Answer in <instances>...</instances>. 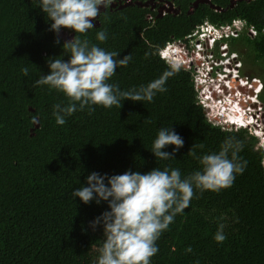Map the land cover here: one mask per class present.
<instances>
[{"label":"trees","instance_id":"1","mask_svg":"<svg viewBox=\"0 0 264 264\" xmlns=\"http://www.w3.org/2000/svg\"><path fill=\"white\" fill-rule=\"evenodd\" d=\"M135 1L100 9L96 28L87 33L93 44L120 53L119 58L132 55L110 81L121 89L146 85L168 70L159 49L171 35L182 37L204 19L219 24L242 18L254 26V38L241 32L230 45L241 52L246 72L264 81V0H236L233 5L231 0H210L215 8L205 1L173 0L179 13L162 16ZM38 5L39 0H0V264H93L103 229L93 231L90 222L108 206L84 204L71 195L87 186L90 173H146L171 166L187 175L199 168L187 155L193 144L205 145L198 154L215 151L229 135L244 141L240 156L248 161L246 170L229 189L197 192L200 198H193L157 241L152 264H264V168L256 137L246 129L224 130L209 122L192 75L183 69L151 103L97 106L92 115L77 111L57 125L53 106L67 99L35 81L49 74L47 57L70 58L62 46L76 33L62 29L56 44L51 21ZM103 29L109 38L101 43L96 33ZM146 52L151 54L147 59ZM25 66L27 77L21 73ZM235 111L227 114L237 117ZM162 126H171L184 140L174 160H156L150 151ZM220 223L227 237L223 243L213 238ZM189 246L192 252L185 251Z\"/></svg>","mask_w":264,"mask_h":264},{"label":"clouds","instance_id":"2","mask_svg":"<svg viewBox=\"0 0 264 264\" xmlns=\"http://www.w3.org/2000/svg\"><path fill=\"white\" fill-rule=\"evenodd\" d=\"M129 1L131 0H39L38 7L47 20L51 21L49 31L56 34V44H60L62 29L76 33L62 46L64 53L70 58L64 60L62 56L47 57L49 74H41L35 81L36 86H48L50 90L63 94L67 99L66 104L57 103L53 106L56 124L63 126L66 118L77 111L87 110L88 114L92 115L97 106L105 109L113 107L120 109L125 100L153 102L158 93L168 91L167 81L182 69L183 58L179 56L181 47L178 39L194 32L197 25H204V22H207L209 29L213 31L212 34L206 32L205 35H201L198 29L191 37H185L182 42L187 52L186 56L192 57L191 60L189 59L190 67L183 70L189 71L192 75L197 101L203 107L207 120L211 122L206 114L209 112L216 118L215 124L211 122L213 125L220 126L224 130H237L224 128L223 125L229 123V117L227 114L219 115L215 109L217 105L215 97L223 94L217 90L218 85L219 89L228 85L215 76L225 67L228 70V79L232 78L235 82L238 77L236 75V63H238L239 74L259 77L264 88L262 77L244 72L241 52L232 49L230 45L232 38L239 37L241 32H248L246 30L252 25H248L242 18H235L228 23H222L223 26H229L228 29L223 30L219 28L221 24L203 21L182 37L171 35L158 51L159 57L168 64V70L146 85L125 90L121 89L118 82L110 81L118 67L128 66L132 61V55L129 53L119 58L120 53L93 44L87 38V33L96 28L94 21L100 16V9L106 10L113 3H115L113 6L118 4L123 6ZM156 14L162 16L157 11ZM124 19L126 20V17ZM230 30L237 33L232 34ZM62 35L66 39L71 38L66 32H62ZM108 38L107 29L96 33V40L101 43L107 42ZM167 46L173 48V51L168 50ZM174 53L178 56H172ZM198 53L200 57L197 56ZM209 53H213L217 58V64H213L211 69H207L205 64L210 61L207 56ZM150 55L146 52L145 58ZM201 61L203 64L200 63ZM21 73L27 77L29 67H22ZM194 77L197 78V82ZM211 84L213 90L209 89ZM196 85L201 90H197ZM224 100L226 102L228 98ZM145 122L151 123L150 120ZM169 145L175 146L171 152L164 150ZM183 146V138L171 126H162L157 131L150 151L156 160L168 161L174 160L176 153ZM261 147H264V142ZM204 148L203 143L193 144L187 153L199 164L197 170L187 175L182 174L179 168L171 166L156 167L146 173L129 169L123 174L111 176L92 172L86 177L87 186L81 185L72 191V197H79L84 204L95 201L97 205L106 202L108 206V210L90 222L93 231L98 227L103 229L98 256L93 264H152V258L159 252L157 241L169 230L175 217L190 207L192 199L200 198L197 192L202 195L205 191L219 193L229 189L233 186L236 177L242 175L247 168L248 161L240 156L244 141L234 135L226 136L218 150L198 154L197 149ZM224 228L223 223L218 225L213 237L217 243H223L227 239ZM185 251L192 252V248L189 246Z\"/></svg>","mask_w":264,"mask_h":264},{"label":"built area","instance_id":"3","mask_svg":"<svg viewBox=\"0 0 264 264\" xmlns=\"http://www.w3.org/2000/svg\"><path fill=\"white\" fill-rule=\"evenodd\" d=\"M152 1V0H151ZM157 1V0H154ZM158 2H162L161 5H159L158 12L161 15H164L165 13H172L175 14L177 11V8L175 7V4L173 0H158ZM148 18H151V16H148ZM205 24H200L197 25L194 29V32H196L199 29V32L201 35H205L206 32L212 34L213 31L209 29V26L207 25V22H204ZM210 26L215 29L211 24ZM219 28L225 30L228 29L229 26L223 24L219 25ZM248 32L247 35L254 36L256 34V30L254 27L249 26L248 29L246 30ZM264 32V28L262 29ZM192 32L191 34H188L185 37L189 38L191 35L194 33ZM230 33L236 34L234 30H230ZM213 37L211 36V39ZM178 42L180 44V49L179 51L181 52V56L183 58V66L182 69H186L190 67V60L192 59L191 56H186V51L183 48L182 40L178 39ZM168 48V46H167ZM203 48V47H202ZM170 50L173 51V48H170ZM225 55L226 53H222ZM172 56H178L177 53L172 54ZM171 56V57H172ZM197 56L200 57L199 53ZM207 56L210 58V61L205 62L206 68L211 69L213 64H217L216 59L213 55V53L207 54ZM190 59V60H189ZM167 60V59H166ZM224 61H226L224 59ZM203 64V61L200 62ZM233 63V60H232ZM239 64L236 63V75L238 76L236 78V85L233 86V89L231 91L226 93L224 95L223 89H219V85L217 87V90H219V93H223L222 96H217L215 97V101L217 104L215 106V109L219 115L225 114L224 107L222 106L223 101L225 102L224 98H229L228 100H232L231 103L237 104L238 108H236L235 112L237 113V117L234 120L229 119V123L224 124V128H244L247 129L249 133L253 134L254 136L257 135L260 138V143L256 142V148H259L262 151V165L264 168V147H261L262 142H264V101L259 99V95L263 93L264 88H263V82L262 80L257 77V76H250L247 74H239L238 70ZM223 71H218L217 75L215 76L216 79L222 80L225 84H228L229 81H232L233 79L230 78V80L227 77V69L225 67L222 68ZM205 75V73L203 74ZM204 77V76H203ZM202 79V78H201ZM195 82H197V78L194 77ZM201 80H199L200 82ZM244 81V83H242ZM241 84L242 90H240L239 85ZM229 87V85H227ZM231 88V87H230ZM242 101H244L242 103ZM236 102V103H235ZM230 103V104H231ZM229 106V105H228ZM208 119L215 124L216 123V118L214 115L210 114L208 115ZM262 148V149H261Z\"/></svg>","mask_w":264,"mask_h":264},{"label":"flooded vegetation","instance_id":"4","mask_svg":"<svg viewBox=\"0 0 264 264\" xmlns=\"http://www.w3.org/2000/svg\"><path fill=\"white\" fill-rule=\"evenodd\" d=\"M233 1H236V0H233ZM143 2H145L146 4H147V6L149 7V9L150 10H152V11H158V8H159V4H161L162 2H158V0L157 1H154V0H143ZM209 4L210 5H212L211 4V1L209 0ZM213 7L215 6L214 4L212 5ZM215 8V7H214ZM168 13H170V12H168ZM159 14V13H158ZM159 15H161V14H159ZM255 36V35H254ZM254 36H251L252 38H254ZM211 88V89H210ZM210 90H213V85L211 84L210 85ZM231 89H233V88H230V87H228V86H225L224 85V95L226 94V93H229L230 91H231ZM232 92V91H231ZM233 93V92H232ZM259 99H261L262 101H264L263 100V98H264V94L263 93H261L260 95H259V97H258ZM244 101H242V103H243Z\"/></svg>","mask_w":264,"mask_h":264},{"label":"bare ground","instance_id":"5","mask_svg":"<svg viewBox=\"0 0 264 264\" xmlns=\"http://www.w3.org/2000/svg\"><path fill=\"white\" fill-rule=\"evenodd\" d=\"M228 85H229V87H230V82L228 83ZM208 87H209V85H207ZM211 89V88H210ZM208 93V92H207ZM229 99V98H228ZM232 102V100H228V102H223L222 103V106L224 107V109H225V107L228 109V110H224L225 112V114H227V111H229V110H235L236 108H238V105L237 104H233V103H231ZM225 103H227L226 104V106H224V104ZM231 103V104H230ZM229 105V106H228ZM234 105V107H232ZM231 112V111H230ZM228 115V114H227ZM227 117H229V119H231V120H234L236 117H234V116H231V115H229V116H227Z\"/></svg>","mask_w":264,"mask_h":264},{"label":"rangeland","instance_id":"6","mask_svg":"<svg viewBox=\"0 0 264 264\" xmlns=\"http://www.w3.org/2000/svg\"><path fill=\"white\" fill-rule=\"evenodd\" d=\"M116 1H118V0H116ZM140 1H143V0H140ZM159 5H161V4H159ZM155 12H156V10H155ZM157 13H159L158 11H157ZM180 40H182V41H184L185 40V38L183 37V38H181ZM243 66H244V64H243ZM243 69H245V66H244V68ZM244 72H246V70L244 71ZM242 83H244V82H242ZM241 86V85H240ZM231 88H233V86H230ZM196 88H197V90L198 89H200L197 85H196ZM240 88V87H239ZM201 90V89H200ZM199 90V91H200ZM240 90H242V89H240ZM263 94H264V91H263ZM263 100H264V98H263ZM232 107H234V105L232 106ZM208 111V110H207ZM206 114L207 115H209V112H206ZM237 114V113H236ZM227 116V115H226ZM229 116V115H228ZM255 137H256V140H257V142H258V144L260 143V138L257 136V135H255ZM262 149V148H261Z\"/></svg>","mask_w":264,"mask_h":264},{"label":"crops","instance_id":"7","mask_svg":"<svg viewBox=\"0 0 264 264\" xmlns=\"http://www.w3.org/2000/svg\"><path fill=\"white\" fill-rule=\"evenodd\" d=\"M199 1H201V0H199ZM198 2V0H195L192 4L193 5H196V3ZM231 2H232V5H233V3H234V1L233 0H231ZM212 4V3H211ZM210 5V4H209ZM213 5V4H212ZM212 5H210L211 7H213ZM179 13V9L177 8V11H176V13L175 14H178ZM203 21H208V22H210V23H213V24H218V23H214V22H211V21H209L208 19H204ZM203 21H201V22H203ZM244 21H246V20H244ZM200 22V23H201ZM247 22V21H246ZM200 23H198V24H200ZM219 24H222V23H219ZM253 26V25H252ZM254 27V26H253ZM249 38H252L250 35H249Z\"/></svg>","mask_w":264,"mask_h":264},{"label":"water","instance_id":"8","mask_svg":"<svg viewBox=\"0 0 264 264\" xmlns=\"http://www.w3.org/2000/svg\"><path fill=\"white\" fill-rule=\"evenodd\" d=\"M201 1H205V2H207V3H209V0H201ZM135 3L137 4V5H140V6H147V4L145 3V2H143V1H140V0H136L135 1ZM113 5H115V3H113L112 5H111V7H113ZM120 6H122V5H120ZM101 8H103V7H101ZM218 8V7H217Z\"/></svg>","mask_w":264,"mask_h":264}]
</instances>
